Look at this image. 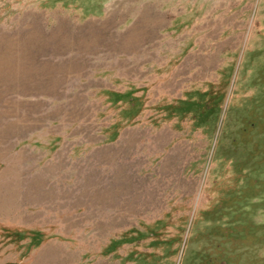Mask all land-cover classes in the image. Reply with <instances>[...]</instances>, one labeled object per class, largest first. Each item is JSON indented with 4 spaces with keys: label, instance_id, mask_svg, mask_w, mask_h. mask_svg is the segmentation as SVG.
<instances>
[{
    "label": "rangeland",
    "instance_id": "374dc122",
    "mask_svg": "<svg viewBox=\"0 0 264 264\" xmlns=\"http://www.w3.org/2000/svg\"><path fill=\"white\" fill-rule=\"evenodd\" d=\"M0 264H264V0H0Z\"/></svg>",
    "mask_w": 264,
    "mask_h": 264
}]
</instances>
